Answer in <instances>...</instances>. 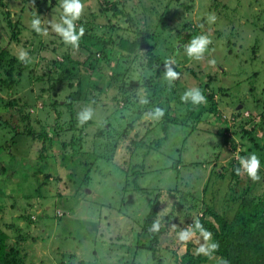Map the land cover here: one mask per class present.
<instances>
[{
	"label": "rangeland",
	"instance_id": "374dc122",
	"mask_svg": "<svg viewBox=\"0 0 264 264\" xmlns=\"http://www.w3.org/2000/svg\"><path fill=\"white\" fill-rule=\"evenodd\" d=\"M92 1L85 0L84 7L93 6L96 2ZM134 1L136 5L125 0L128 10L141 7L140 0ZM2 3L0 47L10 49L11 53L8 52L7 56H16L14 64L20 61L17 59L20 49L28 52L26 59L34 73L44 71L46 62L55 55L59 56L61 49L66 48L71 54H76V47L62 43L59 34L51 27L52 23L57 22L55 19L60 18V9H56V14L41 12V26L49 28L48 36H33L30 21L37 16L31 17L29 11L34 8V1L2 0ZM52 3L61 4L60 0H53ZM187 3L189 9L186 12ZM141 4L146 10L154 4L159 11H167V20L172 17L169 26L173 38H170L172 40L164 50L165 56L170 59V62L169 59L165 60L169 62L165 73L171 67L178 76L169 83L162 72L159 87L165 89L161 92V100H167L172 115H184L189 111L188 106L191 111L194 109L193 113L202 110L199 121L195 122L194 116L191 119L189 115L186 120L171 124L164 132L158 125L161 116L152 113L154 109L150 107L148 112H142L141 117L135 120L136 113L124 109L112 97L116 89L112 87L106 93L105 81L101 83L100 75L93 74L91 77L97 82L93 89L96 105L91 107L82 98H75V115L78 117L79 112L90 109L92 115L89 119L93 122L105 120L109 123L107 127L117 131L127 128L129 137L141 142L135 160L139 161L144 152L148 160L140 176H126L121 171L124 168L120 170L117 167H122L123 162L126 166L129 159L124 150L118 148L112 160L99 158L98 171L90 174L91 179L86 187L74 192L66 184L70 169L65 167L69 163L61 161L60 141L48 138L42 141L32 136L16 135L7 125L17 122L19 111L17 104L10 106L6 100L15 98L16 102H20L23 97L31 105L30 112L36 114L37 120L30 123L38 132L45 125L48 136L54 137L51 129L56 124L58 110L62 112L59 125H68L69 113L65 107L54 109L37 97L44 79L42 84L39 82L37 85L32 79L29 85L27 75L30 70L25 69L24 82L8 92L0 90L4 98L3 104H0V235L4 240L5 255L0 259V264L9 261L11 264H179L187 247H190L193 255L209 253L207 262L201 264H220L222 258L210 250L213 238L209 236L205 239L203 232L193 231L196 215L207 207L205 203L229 220L241 208L242 200L249 201L252 209L255 206L264 208V134L260 129L264 124V0H141ZM6 11L11 13L12 21L20 20L26 26L23 31L20 30L18 42H10L11 28L7 24ZM48 12L53 15L50 16ZM46 15L51 19H46ZM209 16L215 19L209 22ZM182 22L187 23L191 33L184 38L185 44L192 36L199 34L210 38L208 49L199 60L186 56L185 44L181 45L183 37L174 33V28ZM104 29L99 27L97 31ZM164 33L167 37V31ZM159 36L163 37V33ZM159 41L157 43L161 45ZM36 46L43 48L29 51ZM55 46L56 52L52 51ZM80 52L84 55V51ZM81 54L80 58L83 57ZM6 64V60H3L0 66V86L6 81L1 78L9 71L7 68L3 69L5 72L2 70ZM144 71L136 67V72L132 71V78L140 77L139 81L143 83L144 77L148 76V73L140 76L142 72L144 75ZM205 81L208 82V91L215 93V111L205 109L210 104L206 103V99L201 105L191 102L192 105H188L189 102L180 99L185 89L197 88ZM100 88L104 90L103 93L99 92ZM43 94H47L46 90ZM138 94L142 104L150 105L145 89L140 87ZM64 95L66 93L58 90L55 97L62 100ZM93 122L87 125L77 119L75 134L80 130L86 142L82 137L75 140L77 143L68 149L70 153L81 154L86 149H97L96 153L104 151L99 148L104 146L105 133H97V125ZM240 124L253 132L251 134L258 144L257 148L253 147V141V144L249 142L248 133L241 135ZM219 129H224L223 134L217 132ZM161 136L162 141L159 140L160 144L155 147L154 142ZM69 138L70 134L63 140L68 141ZM243 152L245 156L255 152L260 157V179L254 181L243 171L238 178L231 177V164L236 160L239 162L238 158L244 155ZM78 160L80 162L81 157ZM41 164L45 166L35 177L34 172ZM218 173H223L224 179H219ZM45 174L48 175L46 179ZM81 175L83 171L77 174ZM136 185L145 191L134 190ZM204 186L205 189L207 186V191L203 193L206 195L205 203L200 204L201 188ZM175 187L182 192H192L189 196L174 192ZM157 194V219L165 217L161 225L166 224L165 233L159 237L161 245L156 255L152 256L147 249H138L134 256L132 249L138 238L140 223L148 210L149 199ZM184 230H189L191 235L186 240H180L178 234ZM120 242H125V245L122 246ZM201 247L206 251H198Z\"/></svg>",
	"mask_w": 264,
	"mask_h": 264
},
{
	"label": "trees",
	"instance_id": "16d2710c",
	"mask_svg": "<svg viewBox=\"0 0 264 264\" xmlns=\"http://www.w3.org/2000/svg\"><path fill=\"white\" fill-rule=\"evenodd\" d=\"M32 1H34V8L29 11L31 17L42 16L45 11H50L53 12V14H56V9L61 10L60 4L54 5L52 3L53 0H50L51 2L49 5H47L49 0ZM84 1L85 0H81V3L83 4ZM94 1L96 3H94L93 6L91 5L90 8H83L80 18L76 21L77 24L75 23L77 27L84 28V34L75 49L76 54H71V51L66 48L61 49L59 51V56L55 55L46 62L45 69L41 73H34L31 65L22 61H18L14 64L16 56L12 54L11 57L7 56L8 52L11 53L10 49L7 47H0V66H2V61L6 60L7 64L4 68H2V70L6 68L7 70L9 69L8 72L3 70L6 73V76L1 79L6 81L0 86V90L7 91L16 87L17 85H20L21 82H24L23 78H25V69H28L30 70H27L29 85L31 84L32 79L35 80L36 85L39 82L42 84V80L44 79V84L38 91L37 97L42 98L44 102H47L49 105L53 106L54 109L59 106L65 107L67 109L69 113L68 125H59L58 119L61 117L62 112L58 110L56 116L57 120L55 121L56 124H54L52 126L53 129H51V131H53L54 137L50 138L45 125H42L39 129L41 131L38 132L30 123L32 120H37L36 114H32L30 112L29 108L31 105L28 104L24 97V100L21 98L20 102H16L15 98L6 100V103L10 106H15L16 104L18 105L19 112H17V122L14 124L9 122L7 124L14 130L16 135L32 136L33 138L41 139L42 141H46L47 138L48 140L58 139L57 141H60V148L62 151L61 161L63 163H69V166H64L70 169L67 173L66 184L74 192L80 191L84 186L86 187L87 183L91 179L90 174L97 170L99 158L107 161L112 160L118 148L123 149L129 159L127 160L126 166L124 162L121 164L122 167L117 164V168L120 170L124 168V170L121 171H124L126 176H130V174H132L134 178L140 176V171L144 169V165H146L145 161L148 160L147 157H144L146 152L142 153L144 155L139 159V161L135 160V156H137L136 153L141 147V142L130 138L126 132L127 128L122 129V131L114 130L106 126L109 125V123L105 120L93 122L89 119L85 121L87 125H90L92 122L93 124H96V129H98L97 133H105L104 135L106 139L104 140V149L101 147L99 148L104 150L102 153L99 152L101 154L96 153L97 149L95 151L94 149H86L81 152V154L80 152L70 153L68 151L70 147H73L71 145L77 143L75 140L80 139V137H82L83 140L85 138L81 134L80 130L77 132V134H75L78 117L75 115L74 99L82 98V100L86 104L91 105V107L92 105H96L95 102L97 101V98L93 89L96 87L97 82L92 79L91 76L93 74L100 75V79H102L101 83L105 81L106 93H109L112 87L113 90L116 89V94L112 95V97L117 99L116 101H119L123 105L124 109L133 110L136 113L135 120L141 117L142 112H148L149 107V109H154L152 113L155 114H157V107L162 108L163 115H160L161 120L159 121L158 125L164 132L168 131L171 124L179 123L178 121H182V119L186 120L189 115L191 119L193 115L195 119L194 121L198 122V118L202 112V110H200L201 112L193 113L195 112L194 109L191 111L188 106L189 111L187 110L184 115H172L170 113V106L167 103V100H161V92L165 88L161 86L159 87V85H161L159 82V77L161 76L162 72L165 73L166 66L170 62V59L165 56L164 50H166L167 43L172 40L170 39L172 37V32L170 33V29L172 30V28L169 26L172 17L170 16L169 20H167V11H159V9H157L156 5L154 4L150 5L148 10H146V7L141 4V0L139 3V6L141 7L137 9L134 7L131 10L126 8V4L124 3L125 0ZM129 1H131L133 5H136V1ZM0 7H4L2 0H0ZM23 9H25V7ZM185 9L187 12L189 9L188 3L185 5ZM50 12L47 14L50 16L53 15ZM5 14L7 24L9 28H11L9 33L10 42H18L20 40L19 33H21V31H23L26 26L22 25L23 23L20 20L12 21L10 12L6 11ZM45 18L51 19L48 15H46ZM55 20L60 22V18ZM99 27H105V29L102 32H98L97 29ZM164 31H167V37L165 36ZM31 32L34 33L33 36L38 35V33H36L33 29H31ZM48 33H50L49 30ZM161 33H163V37L159 36ZM174 33L183 37L181 39V45L185 44L184 38L191 35V33L188 31V25L186 22H182L179 27L174 28ZM159 39L161 45L157 43ZM164 45L165 47L163 49L162 47ZM61 47L63 48V44H61ZM39 48L43 47L36 46L34 49H29V51L33 52ZM168 49L170 50L171 48L169 47ZM80 50L84 51V55L81 54ZM52 51L56 52V46L52 48ZM80 54L83 55L82 58H80ZM166 59H169V62H166ZM136 67H139L141 71L145 70L144 75L143 72L141 73V77L148 73V76L144 77L143 83L139 81L140 77L135 80L132 78V71L136 72ZM209 79L210 78H208V80ZM140 87L147 91V98L150 101V105L142 104L141 101H139L138 89H140ZM197 88H199L205 96L207 101L206 103L210 102L209 107H206L205 109L215 111V93L208 91V82L205 81V83L200 84ZM44 89L46 90L47 94H43V91H45ZM58 90L59 92L61 90L62 93H66L62 100H58L55 97ZM52 91L54 92L52 93ZM103 91L104 90L102 88L99 89L100 93H103ZM3 99L4 98L0 94V104H3ZM188 105L192 104L189 102ZM237 112H239V110H237ZM181 123L184 124L186 122ZM259 125L261 127V124ZM132 126L133 123L130 124V127ZM190 127L193 128V125L191 124ZM238 127L241 135L243 133L249 134V142L253 141V147L257 148L258 144L252 138L251 133L253 132L250 129L247 130L244 128L243 124H240ZM260 129L261 133L264 134V124ZM223 131L224 129H219L217 132L223 134ZM68 134H70L69 140L64 141L63 139ZM164 137L166 138V136ZM161 139L162 136L156 139L157 142H154L155 147H158L160 144L159 140ZM140 140L142 141L141 138ZM85 142L86 140H84V143ZM244 153L245 152H243V154ZM242 156H245V154ZM80 157L81 161L79 162L78 159ZM40 161L42 162L41 158ZM140 163L143 165L141 166ZM44 166L45 164H41L40 167L35 170V177L38 176V173L41 172L40 169ZM237 167H239V162L236 160L231 164L230 174L233 179H236L239 176L240 172L238 173L236 171ZM80 171H83V175L77 176L78 172ZM146 171L147 167L145 168V173ZM26 177H28L27 174ZM47 177L48 175L45 174L44 178L46 179ZM218 178L224 179V174L218 173ZM45 181L43 183H45ZM127 183L128 180H126V184ZM40 186L41 184L38 183V187ZM133 189L136 191H145L143 188L137 185L134 186ZM178 191L179 193L182 192L179 187H175L174 192ZM206 191L207 186L206 189L205 186L201 188L202 195L199 198L200 204L205 203L204 197L206 195H203V193ZM191 192L192 191L188 190L182 192V194L189 196ZM206 194L210 195L208 192ZM158 197L159 195L157 194L156 196L149 199L148 210L145 216L142 218L140 229L137 234L138 238L132 249V254L134 256L136 255L138 249H147L150 251L152 256L156 255L158 247L161 245L159 237L165 233L164 227H166V224L161 225V221L165 217L157 219L159 202ZM242 201L243 204L241 205V208L236 211L234 217L230 220L225 215L219 213V211H217L215 208L209 206L207 203H205L207 207L201 211V214L196 215V220L193 224V231L195 233L207 231L211 234L210 236L213 238L212 243H215L217 247L210 248V250L222 258L220 264H225V262L226 264H264V208L255 206L252 209L249 201ZM154 223L159 225L157 230H152ZM197 223L201 225V228L198 229L195 227ZM116 238H118L117 235ZM120 244L124 246L125 242H120ZM3 248L4 240L2 235H0V259L5 256L3 255ZM128 249H131V247ZM134 256H132V258H134ZM208 258L209 253H198L197 255H193L190 251V247H187L180 258L179 264H201L207 262ZM10 262L11 261L6 263L11 264Z\"/></svg>",
	"mask_w": 264,
	"mask_h": 264
},
{
	"label": "clouds",
	"instance_id": "9594fccd",
	"mask_svg": "<svg viewBox=\"0 0 264 264\" xmlns=\"http://www.w3.org/2000/svg\"><path fill=\"white\" fill-rule=\"evenodd\" d=\"M60 8V22L52 23L51 27L57 34H59L65 44L71 45L72 47H77L81 37L84 34V28L77 27L74 21L80 18L84 5L81 3V0H61ZM208 19L209 22H211L215 19V17L209 16ZM30 27L38 34H47V29L41 26V20L39 17H35L30 21ZM209 44L210 38L208 35H195L191 37L187 44L183 45L184 52L188 58L199 60L207 51ZM26 57H28V52L24 49H20L17 53V59L24 63H28L29 61L28 59H26ZM177 76L178 73L171 67H168L165 73V78L169 81V83H171ZM180 99L185 103L191 102L192 104H201L205 102V96L203 95L201 90L196 87L185 89L181 94ZM156 113L162 116L163 109L157 107ZM91 115V110L86 109L78 113V119L81 123H83L87 121L91 117ZM238 159L239 167L236 168V171L238 173L243 171L254 181L260 179V176L258 175V169H260L262 165L261 159L257 155V153L251 152L246 156H240ZM158 227L159 225L154 223L152 226V230H157ZM195 227L199 229L201 228V225L197 223ZM178 235L180 240H186L191 235V232L189 230H184L181 231ZM203 235L205 239H208L211 234L207 231H204ZM216 247L217 245L215 243L210 244V248ZM198 251L204 252L206 250L205 248L201 247L200 249H198Z\"/></svg>",
	"mask_w": 264,
	"mask_h": 264
}]
</instances>
